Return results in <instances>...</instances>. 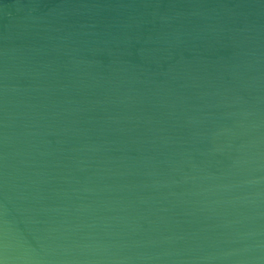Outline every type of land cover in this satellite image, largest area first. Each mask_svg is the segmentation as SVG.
<instances>
[{
  "label": "water",
  "instance_id": "1",
  "mask_svg": "<svg viewBox=\"0 0 264 264\" xmlns=\"http://www.w3.org/2000/svg\"><path fill=\"white\" fill-rule=\"evenodd\" d=\"M0 264H264V0H0Z\"/></svg>",
  "mask_w": 264,
  "mask_h": 264
}]
</instances>
